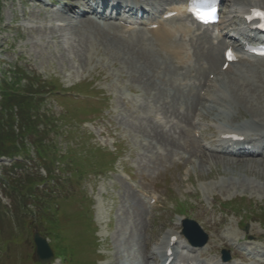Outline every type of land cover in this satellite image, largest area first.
Returning <instances> with one entry per match:
<instances>
[{
    "label": "rangeland",
    "instance_id": "obj_1",
    "mask_svg": "<svg viewBox=\"0 0 264 264\" xmlns=\"http://www.w3.org/2000/svg\"><path fill=\"white\" fill-rule=\"evenodd\" d=\"M50 1L0 0V94L7 95L9 87L5 83H10L21 90L23 96L31 93L34 101V107L28 110L25 103L19 107L8 96L0 97V115L4 109L13 113L10 116L13 129L22 137L15 145L20 148L19 154L24 153L12 160L0 158V208H4L0 211V230L3 239H8L9 250L5 259L0 245V264L35 263L30 259L33 243L25 230L31 234L36 228L42 234L43 226L34 220L39 205L35 208L36 201L29 198V192L23 187L26 186L23 174L33 172L34 179L36 175L45 178L48 173L37 156L38 147L33 142L37 138L46 158L55 159L50 166L54 176L42 186L38 184V189L43 190L42 196L55 198L58 213L70 214L65 224H60V242L54 241L53 246L61 249L73 242L75 256L79 255L83 262L88 259L89 253H84L88 248L86 242L83 249L78 243H82L80 236L88 235L89 231L83 218L73 216L80 210L93 217V226L97 228L96 253L102 255L98 264H145L149 245L166 232L180 229L177 223L184 216L179 215L178 204L186 207L182 210L186 217L205 228L210 246L218 251L229 248L236 239H246L250 245L260 244L264 248V223L255 220L256 215L253 217L252 213L264 207V162L258 157H200L199 147H192L189 136H184L174 126L170 129L165 121L162 125L156 123L155 116L159 114L163 117L178 115L176 107L185 95L174 83L177 72L171 57L152 47L153 42L145 40L149 37L144 33L126 37L133 40L128 43V39H122L123 35L115 33L117 29L107 25L66 19L62 9ZM140 1L162 6L174 3V0ZM250 1L260 5L264 2ZM199 44L194 48L200 49L199 55L207 60L208 44L204 40ZM141 45L149 52V64L145 63L147 58L138 59L131 50V47L140 50ZM216 61L217 58L214 63ZM244 71V75L228 77L226 86L229 84L231 92L235 96H246L245 102L236 103L230 114L236 116L234 122L252 121L253 117L264 122V60ZM77 92L81 95L75 96ZM251 108L259 111L253 112ZM14 111L32 115L36 126L17 129L22 120L16 122ZM33 130L37 136L28 133ZM160 130L167 132L168 139L171 134L175 143L159 140L155 132ZM66 148L75 153L74 160L82 166L81 173H76L75 163L71 169H65L67 164L62 159L58 163V156ZM101 151H114V165L119 171L98 172L97 158L101 157ZM186 154L195 159L190 166L189 181L182 182L180 169L187 161L183 159ZM11 161L25 163V166L15 168L18 180L13 177L12 186L16 191L10 201L5 197L7 190L1 189L7 188L3 183L11 174ZM123 173L129 174L132 182ZM136 189L156 193L158 202L152 210L144 206ZM241 196L245 197L241 210L221 211L219 201ZM22 202L36 214L22 210ZM9 206L11 211H8ZM137 207L142 210L140 214ZM245 209L250 216L244 215L248 212ZM244 223L246 231L242 229ZM43 236L48 242L53 241L51 235ZM149 263L153 264V260Z\"/></svg>",
    "mask_w": 264,
    "mask_h": 264
},
{
    "label": "trees",
    "instance_id": "obj_2",
    "mask_svg": "<svg viewBox=\"0 0 264 264\" xmlns=\"http://www.w3.org/2000/svg\"><path fill=\"white\" fill-rule=\"evenodd\" d=\"M4 83H3V86H4ZM5 86L9 87V91L7 95L1 92L0 94L1 98H4L6 95L9 98L13 99L15 101V105L19 107H20V104L25 103L24 107H27L28 110L29 109L31 110L34 107V101L32 98L33 96L31 93H26V96H23L22 95L23 92H20L21 90H19L13 84L5 83ZM5 107H7V105H5ZM14 112H15L14 116L16 117V122L19 123L20 119L22 120V122H20L19 127H17V129L18 128L20 129L26 125H30V127H27L28 129H31L32 126L33 127L36 126V120L34 118H31L32 115L28 116L27 114H22L23 112L21 111H14ZM24 113H28V112H24ZM1 114L3 115H0V156L5 155L9 157H14L17 155H24L23 152L19 154L20 148L18 147V145L17 146L15 145L16 140L17 139L20 140V138L22 137L20 134L18 135L17 134L18 132H16L13 129L14 128V124L12 123L13 119H11L10 117L11 115H13V113H9L7 109L6 110L4 109V113H1ZM28 133L37 136L35 134L36 131L34 130ZM38 139L39 138H37L33 142L35 143V145H37L36 147L42 148V146H39L41 142ZM16 164L19 165L20 163L16 162ZM32 177L33 176H30V175H27L25 177L24 181L26 183V186H23V187L29 192L28 193L29 198H32L33 200L36 201L33 204L35 208L37 207V205H39L38 215H36V218L38 222L46 225L48 227L49 233L56 239V241L60 242L61 236H60V232L58 229L57 217L55 215V212L57 209L56 207H53L55 206L54 199L50 197H45V195L42 196L43 191H40V189H38L37 184L35 183L36 179L35 177L34 179ZM7 178L11 180V183L15 180H18L15 177H14L15 178L14 180L12 176H9ZM39 178H40L39 182L42 183L43 182V180H41L42 177L39 176Z\"/></svg>",
    "mask_w": 264,
    "mask_h": 264
},
{
    "label": "bare ground",
    "instance_id": "obj_3",
    "mask_svg": "<svg viewBox=\"0 0 264 264\" xmlns=\"http://www.w3.org/2000/svg\"><path fill=\"white\" fill-rule=\"evenodd\" d=\"M79 1V3H78V6L79 5H85L86 4V2H85V0H78ZM243 2H244V4L246 5V6H251V1L250 0H242ZM263 4H264V2H262ZM75 8L77 7V6H74ZM177 10V12L179 13V12H181L182 11V6H178V7H176V8H174V10ZM81 14V13H80ZM79 14V15H80ZM79 15H77V16H79ZM79 20H82V19H78V21ZM83 22H86V23H88V22H90V20H88V19H84V20H82ZM81 21V22H82ZM80 23V22H79ZM74 25V24H73ZM87 25V24H86ZM85 27V26H84ZM122 28H124V29H126V30H129L130 28H126V27H123L122 26ZM177 28V30H174V31H172V30H170V29H167V27H166V24H164V26L163 27H161V28H159V29H157L156 31H155V33H156V38L159 40V41H163V43H165V42H167V41H170L169 39H167V38H170L171 36H174L175 34H174V32L176 31V33H178L179 31H181V33L182 34H184L185 33V29L184 28H182L181 26H178V27H176ZM77 30V29H76ZM84 30V29H83ZM122 30V29H121ZM126 30H122L123 32H125ZM97 31V30H96ZM76 32V31H75ZM81 32V31H80ZM103 34H104V31H101ZM134 34H136V33H133L132 35H134ZM181 34V35H182ZM111 36H113V37H116V34H112ZM102 37H103V35H102ZM105 37V36H104ZM80 38V37H79ZM84 38V37H83ZM91 39V38H90ZM122 39H128L127 41H130V42H128V43H132V38H122ZM80 40V39H79ZM96 41V40H95ZM123 41H125V40H123ZM102 42V41H101ZM113 42H115V41H113ZM119 42H121V40H119ZM116 43V42H115ZM82 44V43H81ZM85 45V44H84ZM102 45V44H101ZM109 45H114V44H112V43H110L109 42ZM115 46V45H114ZM125 47H127V46H125ZM130 47V46H129ZM163 47H164V49H169L168 47H169V45H163ZM141 49L139 50L138 48H136V47H131V50L132 51H134V53L137 55V57H138V59H143V60H145L146 58H147V60L148 61H145V63H150V60H149V52L147 51V49H146V47L145 46H143V45H141V47H140ZM174 49H176V50H174ZM131 50H130V52H131ZM172 52L174 53V56L176 57L178 54H180L181 52H183V51H187V48L186 47H184V46H182V47H172ZM174 50V51H173ZM216 53L215 52H209V59H210V62H212L214 65H215V63L217 62H215L214 63V61H215V58H217V60H218V57H215L214 55H215ZM133 57V56H132ZM129 59V58H128ZM213 65V66H214ZM212 66V67H213ZM218 74H220V72H218ZM241 95V94H240ZM189 98H191L190 99V109H194V107H195V104L197 105L200 101H202V100H204V99H209L210 98V96L208 95L207 96V98H203V97H201L200 95L199 96H197V95H193V94H190L189 95ZM215 99H211V101L212 102H216V104H212V105H210L209 107H210V110H212V109H215L216 107H217V105L222 101L223 103H227V105H229L230 107L232 106V104L233 103H238V104H240V102L243 104L244 102H245V98H246V96L245 95H243V96H235L234 94H232L231 96H230V98H226V97H222V95H217V97H214ZM185 103H184V105L186 104H188V100H185L184 101ZM209 109V108H208ZM251 109H253L254 111L253 112H256L257 113V111H259L258 109H255V108H251ZM234 110H235V107H234ZM195 111H196V109L193 111V115L195 114ZM177 112H178V110H177ZM201 112H202V110H201ZM201 112L200 113H197V115L200 117H202V118H205L206 117V115H203V114H201ZM262 113H264V112H262ZM261 115V114H260ZM263 115V114H262ZM175 117H178L181 121H183V122H185V123H189V121H188V119H187V117H188V109L184 112V113H179L178 112V115H176ZM252 119V121H249L248 123L250 124V125H252V126H256V127H260V128H257L256 130H260V129H264V122L263 121H260V119H258V118H251ZM196 123L197 122H193L192 120L190 121V126H191V128L192 127H194V129H196L197 127H196ZM259 125V126H258ZM242 127V126H241ZM220 128H221V126L220 125H217V128L215 129V130H213V129H211V128H205V129H203V132H204V134H206V135H214V134H218L219 132H220ZM179 131H180V133L181 134H183L184 136H186V137H188L189 136V131H186V130H182V129H178ZM240 130H242L241 128H240ZM208 133V134H207ZM166 134L167 133H165V132H163V131H157V132H155V136L159 139V140H161L162 142H164V141H168V140H170V142L171 143H175V141L173 140V139H168L167 137H166ZM191 134V133H190ZM162 135H164V136H162ZM189 138V140H190V142L192 143V147H196L197 146V144H196V142H195V140L194 139H191L190 137H188ZM252 140V139H251ZM215 141V139L212 141V142H214ZM259 147L260 148H264V139L263 140H261V141H259ZM191 147V151L193 152V148ZM210 150H212V151H215V152H218L216 149H214V148H210ZM252 153V155H260V156H258V158L262 161V162H264V156L262 155L261 156V153H258V154H255L256 153V151H253V152H251ZM201 156H203V154H201L200 155V157ZM211 156V155H210ZM215 156H217L216 154H215ZM248 156V155H247ZM222 158V157H221ZM253 158H255V157H253ZM223 159V158H222ZM263 164V163H262ZM138 209H137V213L138 214H140V212H142V210H140L139 209V207H137ZM145 247V246H144ZM148 253V252H147ZM146 256V255H145ZM151 257V255H147V259H149ZM148 263V261L146 262L145 261V264H147Z\"/></svg>",
    "mask_w": 264,
    "mask_h": 264
},
{
    "label": "water",
    "instance_id": "obj_4",
    "mask_svg": "<svg viewBox=\"0 0 264 264\" xmlns=\"http://www.w3.org/2000/svg\"><path fill=\"white\" fill-rule=\"evenodd\" d=\"M34 241L36 243V259L45 262L52 257L45 239L39 237L37 233L34 234Z\"/></svg>",
    "mask_w": 264,
    "mask_h": 264
},
{
    "label": "snow or ice",
    "instance_id": "obj_5",
    "mask_svg": "<svg viewBox=\"0 0 264 264\" xmlns=\"http://www.w3.org/2000/svg\"><path fill=\"white\" fill-rule=\"evenodd\" d=\"M257 17H259L261 20H264V12H256L255 13ZM260 27L264 28V24H261ZM229 57L231 58V53H229Z\"/></svg>",
    "mask_w": 264,
    "mask_h": 264
}]
</instances>
